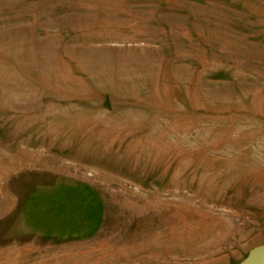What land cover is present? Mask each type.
Masks as SVG:
<instances>
[{
    "label": "rangeland",
    "instance_id": "rangeland-1",
    "mask_svg": "<svg viewBox=\"0 0 264 264\" xmlns=\"http://www.w3.org/2000/svg\"><path fill=\"white\" fill-rule=\"evenodd\" d=\"M259 244L264 0H0V264Z\"/></svg>",
    "mask_w": 264,
    "mask_h": 264
},
{
    "label": "water",
    "instance_id": "water-1",
    "mask_svg": "<svg viewBox=\"0 0 264 264\" xmlns=\"http://www.w3.org/2000/svg\"><path fill=\"white\" fill-rule=\"evenodd\" d=\"M236 264H264V244L250 248L244 258Z\"/></svg>",
    "mask_w": 264,
    "mask_h": 264
}]
</instances>
